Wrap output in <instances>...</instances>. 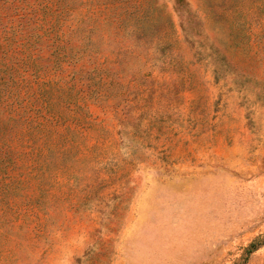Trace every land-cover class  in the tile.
<instances>
[{"label":"rangeland","instance_id":"rangeland-1","mask_svg":"<svg viewBox=\"0 0 264 264\" xmlns=\"http://www.w3.org/2000/svg\"><path fill=\"white\" fill-rule=\"evenodd\" d=\"M0 264H264V0H0Z\"/></svg>","mask_w":264,"mask_h":264},{"label":"trees","instance_id":"trees-1","mask_svg":"<svg viewBox=\"0 0 264 264\" xmlns=\"http://www.w3.org/2000/svg\"><path fill=\"white\" fill-rule=\"evenodd\" d=\"M253 246H255V243H251V246H250V248H252Z\"/></svg>","mask_w":264,"mask_h":264}]
</instances>
